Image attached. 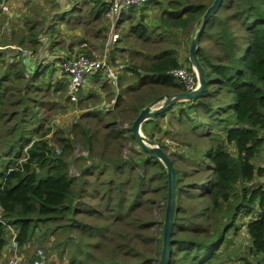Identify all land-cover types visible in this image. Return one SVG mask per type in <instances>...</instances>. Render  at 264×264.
<instances>
[{
	"label": "trees",
	"instance_id": "obj_1",
	"mask_svg": "<svg viewBox=\"0 0 264 264\" xmlns=\"http://www.w3.org/2000/svg\"><path fill=\"white\" fill-rule=\"evenodd\" d=\"M157 2L146 0L144 5ZM211 4L166 0L158 25L150 31L138 22L135 33L156 45L173 40L160 29L174 38L178 29L199 31ZM84 6L83 25L96 21L102 25L83 26L84 33L105 34L107 2L86 0ZM144 8H131L124 20ZM68 13L50 19L42 37L32 28L18 36L16 48L0 50V259L9 242L8 228L13 227L21 250L52 241L50 250L68 264H159L163 229L160 237L155 236L157 220L142 212L156 201L148 196L152 192L163 196L167 206V169L137 145L131 127L118 130L116 119L132 126L141 109L166 94L185 92L169 74L183 64L177 50L164 47L142 63L127 65L118 80L122 93L118 91L114 107L83 116L95 119L96 127L104 121L109 128L98 139L108 155L81 157L74 163L79 173L72 176L74 149L80 143L92 151V130L77 122L68 135L57 131L55 139H49L44 116L51 90L63 88V82H52L57 58L49 59L45 53L58 47L60 24ZM83 13L92 19H84ZM204 26L198 58L207 84L197 100H182L189 106L179 109L178 118L181 123L188 116L193 132L205 137L207 145L191 156V168L182 176L170 157L177 199L168 264H218L222 258L227 264H264V186L257 182L264 171L254 164L264 148V0H222ZM19 47L36 58L24 62L26 55ZM133 55L137 52H130L129 58ZM187 61L191 64L189 55ZM124 87L136 99H126ZM129 141L141 150L138 161L121 156ZM194 173L200 176L188 181ZM244 229L246 246L230 250L231 238Z\"/></svg>",
	"mask_w": 264,
	"mask_h": 264
},
{
	"label": "rangeland",
	"instance_id": "obj_2",
	"mask_svg": "<svg viewBox=\"0 0 264 264\" xmlns=\"http://www.w3.org/2000/svg\"><path fill=\"white\" fill-rule=\"evenodd\" d=\"M37 1V0H35ZM42 1V0H38ZM47 1V0H44ZM51 5H53L54 0H48ZM157 3H151L144 5L145 8L143 10H138L134 16L133 19H127L126 15L125 18H122L119 20L117 33L119 35V39L117 42L113 44V46L110 47V49H107L106 43H107V34L109 33V18L107 16L106 19L103 18L105 21L104 23H107L108 29L105 32V34L101 36L94 37L92 34L86 35L84 33L83 35V41L85 42V46H81L80 41V48H74V46H70L66 43V41L61 38L60 35H58L60 38V41L58 42L59 45L57 47V50H55L54 54L51 53L48 57H57L59 52L63 51H71V55H79L84 54L89 57H93L95 59H103L106 57L109 58V62L112 67L117 68L118 70H123L124 74H126V67L131 61H134L135 63H142L144 61V58L148 55H155L158 54L159 50L166 47L169 49H175L178 51V57L183 66H186L187 68L192 69V65L187 61L188 55L190 52V44L195 39V36L198 33V29H193L192 32H187L181 29H178L176 32V36H174L165 30H158V32H162L165 34V38L167 39L168 36H172L173 40H164L165 43L161 44H153V42L146 43L143 41V39H139L138 35H136V25L138 22L148 26L149 30H153L159 22V17L162 14L165 6L166 0H158ZM193 2L202 1L204 3H212L214 0H191ZM163 2V4H161ZM35 3L32 5L34 6ZM108 4V2H107ZM140 7H144V6ZM35 7V6H34ZM84 11L87 9V7L84 6ZM84 11H78L79 18L80 13ZM68 13V12H67ZM71 13H68L66 15V19L64 21L65 24H63L64 28H66L68 23L72 21L70 17ZM78 15V14H77ZM91 20L92 17L86 13L84 15V19ZM122 20V21H121ZM64 21L62 23H64ZM15 22V21H14ZM14 24L10 21L7 22L4 19H0V45L4 44L8 39L12 41H18L20 37L18 30H15L12 28ZM101 27L99 21H96L94 23L86 24L84 25L88 29L90 27ZM138 26V25H137ZM10 28L12 32L15 34L13 35H6V31ZM191 31V30H189ZM94 33V32H93ZM26 35V34H25ZM43 36V35H42ZM41 36V37H42ZM156 37V34L152 35V40ZM193 38V39H192ZM192 39V41H190ZM15 44V43H13ZM16 45V44H15ZM17 47V46H16ZM15 46L13 48H16ZM20 48V47H19ZM22 49V48H20ZM66 49V50H64ZM71 49V50H69ZM1 50V49H0ZM29 50V49H28ZM59 52H56L58 51ZM63 50V51H61ZM125 51V52H123ZM30 54L33 53L30 50L28 51ZM130 52L136 53L137 55H133L129 58ZM124 53V54H123ZM129 54V55H128ZM140 54V55H139ZM125 55V56H124ZM128 55V56H127ZM139 55V56H138ZM114 56V58H113ZM31 57H33V54H31ZM126 57V59H125ZM33 58H36L34 56ZM129 58V61H128ZM128 61V62H127ZM57 67V65L55 66ZM194 69V68H193ZM59 68H56V72L54 73L53 78V84H56L58 81L63 82V88L56 90L54 87V91L51 90V93L49 96H47V100L50 101V105L48 108L44 110V116L47 117L48 121L46 123V127L50 129L49 139H55V132L60 131L65 135H68L69 130L71 127L79 122L86 126H88L89 129L92 130V133L94 135V141H93V147L92 151L88 150L86 147H83L80 143L77 144V146L74 149L73 152V158H75V161L72 162L71 168H70V174L72 176H76L79 173V169L77 168V164H74L76 162L82 161L81 157H87L90 153L93 157L97 156L99 153H103L104 155H108L107 151L104 150V143L99 142L98 139H100L103 136V133L109 130V128H106V124L104 121H101L100 126H95V119L91 118H83V116L86 113H91L92 111H97L102 108V103L106 106L109 105L108 101H111L113 98V95H116V89L113 88L112 84H110L107 79L99 74H96L90 81L89 85L82 91V96L80 101H73L71 102L68 99L67 91H68V78L66 77L65 73L63 71L58 72ZM120 72V71H119ZM122 74V75H124ZM47 83H52L51 80H45ZM127 82V81H126ZM127 87V86H126ZM126 87H124L125 92V98L126 99H136L135 94L133 96L129 97V94L126 92ZM56 90V91H55ZM122 93V90L120 91ZM164 100V97H161L160 101L158 102L162 104ZM189 106L188 103H183V101H180V103L176 104L174 107L171 108V110H168L166 114H160L158 118L155 119H148L147 121H144L143 124L140 127V132L143 134L144 137L149 139V137H153V140H150L154 142L155 146L161 147L160 145L166 147L164 151L169 155V157L174 158L177 161V166L180 171V176H182V171L189 170L191 167V164L193 160L191 156H197L199 150L202 148V146L207 145L205 137H200V135L197 132H193V126L188 123L189 121H186L187 117L184 118V122H179L178 114L180 113V108L186 109ZM153 108L152 106H148ZM159 107V106H158ZM157 108V107H156ZM102 111V110H101ZM104 112V111H102ZM112 112V111H111ZM106 113V112H105ZM91 115V114H90ZM104 115V114H103ZM195 115V114H194ZM193 116V115H192ZM89 121V122H88ZM117 121V129H128L131 127L130 123L120 122V118L116 119ZM124 145V144H123ZM122 153L121 156L123 158H130L135 157L137 158V161L142 155H138V153L141 151L140 148H138L133 141H129L128 143H125V145L122 147ZM117 151V149H116ZM115 154L114 156H116ZM98 158H95L94 161L97 162ZM195 175V177H187L188 181L194 180V178L200 176L196 175L195 173L192 174ZM158 185V181L154 183L153 188L154 189ZM151 196V198H156V201L154 203L148 204L147 209L145 208L142 214L148 213L153 216L155 220H157V225H155L152 230L155 236L160 237L162 233V222H164V216H165V199L163 196L155 197V194L153 192L148 195ZM144 208V207H143ZM245 229L239 234V235H233L232 239V247L230 250L244 248L247 244V238H245ZM54 239V238H53ZM52 241L50 243H45L44 245H38V244H32L27 249H22L21 252L25 254L27 258H29L31 255H33V252L38 248L41 247L44 248L47 252L48 261L46 264H68L69 261L64 257V259H61L55 251H51L50 247L52 246ZM98 254H101V251H96ZM22 254V255H24ZM154 258H156V254L153 253ZM0 264H8V258H1ZM156 264V263H155ZM218 264H227L224 263L223 258Z\"/></svg>",
	"mask_w": 264,
	"mask_h": 264
},
{
	"label": "built area",
	"instance_id": "obj_3",
	"mask_svg": "<svg viewBox=\"0 0 264 264\" xmlns=\"http://www.w3.org/2000/svg\"><path fill=\"white\" fill-rule=\"evenodd\" d=\"M109 11V33L107 34V49L119 39L117 28L119 20L123 13L130 8L142 6L146 0H108ZM12 11L10 0H0V16L10 15ZM24 54L31 55L27 50H22ZM56 65L58 72L63 71L68 78V99L74 103L79 100L82 91L89 85L91 79L96 74H101L107 81L112 84L113 88L118 85L119 70L111 66L109 58L99 60L84 54L71 55L69 51H63L58 54ZM56 67V68H57ZM179 84L181 83L186 92L196 91L199 87L198 75L195 69L181 66L179 69L170 71L169 73ZM106 106L102 103L100 110L106 112L114 107L115 99L108 101ZM9 242L3 249V256L8 254V264H46L48 261L47 252L44 248L38 247L29 258L21 252L17 241V231L13 227H9ZM24 254V255H22Z\"/></svg>",
	"mask_w": 264,
	"mask_h": 264
},
{
	"label": "water",
	"instance_id": "obj_4",
	"mask_svg": "<svg viewBox=\"0 0 264 264\" xmlns=\"http://www.w3.org/2000/svg\"><path fill=\"white\" fill-rule=\"evenodd\" d=\"M222 0H214L211 6L206 11L203 21L201 23L200 30L198 31L195 39L190 44V52H189V59L191 62L192 67L196 70L199 80V87L196 91L192 92H180L178 94H166L164 96V100L162 104L159 105L157 108L145 107L141 109L138 113V116L133 121L131 126V131L133 134V139L140 146L151 158H158L161 160L166 169H167V176H168V189H167V206L165 210L164 216V228H163V248L160 257L159 264H168V257L170 254V235L173 227L174 221V214L176 209V176H175V169L173 166V162L169 155L160 147L155 146L154 142L150 141L146 137L143 136L140 132V127L144 121L148 119H155L160 114H164L166 111L170 110L176 104L180 103L182 100L186 101H195L197 100L201 94L204 93V89L207 84L205 69H203L202 65L199 62L198 52H199V42H200V34L205 27L204 25L207 23L211 15L220 7V3ZM23 59L24 62L30 60H34L30 56H27Z\"/></svg>",
	"mask_w": 264,
	"mask_h": 264
},
{
	"label": "crops",
	"instance_id": "obj_5",
	"mask_svg": "<svg viewBox=\"0 0 264 264\" xmlns=\"http://www.w3.org/2000/svg\"><path fill=\"white\" fill-rule=\"evenodd\" d=\"M11 1V6H12V11L10 15H4V16H0V19H4L7 22L10 23V21L14 24L12 26L13 29L18 30V32L21 34H28L29 29L32 30V28H37L39 31L40 36H42L43 34L46 33V31H48L49 27H50V19H54L56 16L67 13V12H71V16H72V21L70 23H68V25L66 28H64L63 24H60L61 26V38H63L66 43L70 46H74V48L78 49L80 48V41L81 46H85V42L83 41V35H84V20L82 19L81 15L79 18V13L78 11H84V2L86 0H77L78 2H76V4H74L75 2H73V0H54L53 5H51V3H49V1H35V0H10ZM105 2H107L108 0H104ZM33 3L34 6L32 5ZM76 8V9H75ZM127 12V11H126ZM124 12V14L126 13ZM78 14V15H77ZM123 14V15H124ZM83 15H85V13H83ZM70 16V17H71ZM123 18V16H122ZM15 21V22H14ZM33 24V25H31ZM15 34L14 32H12L10 30V28L6 31V35H13ZM14 41L8 39L4 44L0 45V49H7V48H11V47H16ZM44 43V42H43ZM46 44V43H44ZM57 50V48L55 49ZM54 51L50 52L49 50H46L45 55L49 56L51 55V53L54 54ZM66 50V49H64ZM71 50V49H69ZM63 51V50H61ZM68 51V50H67ZM56 52H59L56 51ZM71 52V51H69ZM125 52V51H123ZM60 53V52H59ZM124 54V53H123ZM129 55V54H128ZM127 55V56H128ZM125 56V55H124ZM49 59H52V57H48ZM54 59L57 57H53ZM114 58V56H113ZM126 59V57H125ZM181 62V61H180ZM119 78L120 79L121 76H123L122 74H124L123 70H119ZM132 74L130 72L127 73L126 78L129 79V77H131ZM122 83H124V80L122 81ZM116 90V95H113L112 99H115L117 97V93L118 91L120 92L121 90L119 85L115 88ZM159 103H156L154 105H152L153 108L158 107ZM151 120V119H150ZM260 154L254 159V164L256 165V167L260 170L264 171V148L259 152ZM264 174V173H263ZM258 183L263 184L264 186V175L262 177H258L257 179ZM8 258V254H6L3 258Z\"/></svg>",
	"mask_w": 264,
	"mask_h": 264
},
{
	"label": "bare ground",
	"instance_id": "obj_6",
	"mask_svg": "<svg viewBox=\"0 0 264 264\" xmlns=\"http://www.w3.org/2000/svg\"><path fill=\"white\" fill-rule=\"evenodd\" d=\"M130 9H131V8H130ZM130 9H128V10H130ZM128 10H127V11H128ZM125 12H126V11H125ZM123 14H124V13H123ZM185 92H186V91H185Z\"/></svg>",
	"mask_w": 264,
	"mask_h": 264
}]
</instances>
